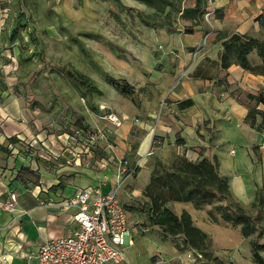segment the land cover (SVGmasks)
<instances>
[{"label": "crops", "instance_id": "crops-1", "mask_svg": "<svg viewBox=\"0 0 264 264\" xmlns=\"http://www.w3.org/2000/svg\"><path fill=\"white\" fill-rule=\"evenodd\" d=\"M214 4L218 12L215 34L208 36L203 27L198 28L193 34L176 38L179 43H174L172 49L180 52L177 58L157 60L163 67L154 72V77L160 80L165 93L160 98L145 99L139 107L117 111L122 120L115 130L121 150L116 152L117 159L126 155V169H135L131 182L134 187H120L117 192L123 205L122 195L132 203L130 209L125 207L131 227L140 223L146 229L145 220L133 206L137 205L135 197L142 195L150 183L158 162L171 165L184 158L191 163H217L219 176L228 180L231 201L248 216V211L257 206L258 196L264 198V127H259L262 118L256 117L254 127L246 121L251 108L248 96L264 94V76L236 64L223 70L219 60L223 40L257 28L264 0H215ZM168 37L163 32L162 38ZM203 40L205 48L193 52L192 58L191 51L201 48ZM185 101L192 105L179 107ZM252 108L264 112L262 103H254ZM19 113L16 107H0V256L6 255L7 264H37L34 257L41 242L65 237L75 227L76 209L64 211L65 199L88 186L101 185L104 192L114 189L123 160L117 161L115 169L110 167L104 172L70 163L61 139L52 135L46 139L41 134L35 137L17 120ZM11 138L15 143H10ZM24 140L31 146L25 154L12 156L2 148L13 144L16 152ZM12 190L20 196L14 210H7L5 202ZM172 204L177 215L184 211L190 214L194 225L213 239L218 254L237 260L247 253L253 258L241 227L212 223L209 208ZM143 233L141 228L132 230L134 240L126 248L122 264H148L147 258L155 250L146 247L149 237H143Z\"/></svg>", "mask_w": 264, "mask_h": 264}, {"label": "rangeland", "instance_id": "rangeland-1", "mask_svg": "<svg viewBox=\"0 0 264 264\" xmlns=\"http://www.w3.org/2000/svg\"><path fill=\"white\" fill-rule=\"evenodd\" d=\"M214 2L0 0V107H16L20 112L17 120L25 124L35 137L41 134L48 139L52 135L59 141L60 136L63 138V135L71 134L75 128L85 133L100 130L104 137L99 140L94 159L87 169L97 172L107 171L110 167L115 169L117 161L122 159L118 167L121 169L126 166L124 159L127 156L117 159L116 152L121 150L115 130L119 128L112 124L108 115L113 112L118 115V110L139 107L145 99L160 98L165 93L160 80L154 77V72L163 67L157 60L177 58L180 52L173 50L172 45L179 43L176 38L186 35V30L195 31L203 27L208 36L216 33L218 12ZM211 7L215 8L214 12ZM209 13L210 18L207 17ZM256 21L255 30L238 34L243 41L256 39L264 42V9ZM163 32H167L168 39L162 38ZM232 36L221 42L219 57L223 53V43ZM205 46L203 40L201 48L191 51L192 58L193 52H202ZM234 50L230 51L232 59L235 58ZM248 60L253 67L261 65L255 51L248 55ZM71 74L81 75L86 86L80 85ZM109 77L129 83L132 92L123 93L116 89L109 83ZM254 103L251 100V108ZM26 142L24 140L25 145L17 146V154H25L27 146L31 148ZM40 149L49 153L42 146ZM95 161L106 167L96 166ZM126 170V173H135L133 167ZM126 173L121 175V189L129 190L134 187L131 182L135 177ZM208 187L214 190L213 185ZM222 194L227 195L225 190ZM119 197L130 209L132 203L129 197ZM135 198L137 205L134 204L133 208L138 210L146 224L147 231L143 237H149L146 247L149 251L155 250L148 256V264H186L184 257L188 251L202 255L194 264L209 263L214 258L224 264H258L247 253L237 260L218 254L210 237L196 248H186L183 236H168L158 226L151 225L152 205L145 191ZM221 198L220 192L216 191L211 197L199 198L198 201L201 209L209 208L208 216L212 223L226 225L222 209L228 202ZM167 206L177 215L172 203ZM262 206L248 211L253 223L244 225L251 252L253 241L264 243V204ZM256 209L260 210L257 215ZM239 227L242 229L241 225ZM231 252L237 254L235 250ZM260 254L264 258V250Z\"/></svg>", "mask_w": 264, "mask_h": 264}, {"label": "built area", "instance_id": "built-area-1", "mask_svg": "<svg viewBox=\"0 0 264 264\" xmlns=\"http://www.w3.org/2000/svg\"><path fill=\"white\" fill-rule=\"evenodd\" d=\"M211 9L214 12L215 8ZM207 17L210 18L211 13ZM108 119L116 127L122 124V120L113 113L108 115ZM61 137L70 156V163L89 167L94 159L96 146L104 134L100 130L85 133L75 128L71 130V134ZM9 150L12 156L17 155L13 144L9 145ZM94 164L106 167L97 161ZM126 171V166L119 169L117 187L108 192H104L101 185L88 186L65 199L62 203L64 211L76 209L73 215L75 227L65 237L41 242L34 257L37 264H122L125 261V250L134 240L132 230L141 228V231H147L140 223L130 226L128 212L118 198L117 192L123 181L121 175ZM126 174L132 176L134 172ZM19 196L17 190L8 192L5 202L7 210H14ZM199 258H202L201 254L188 251L184 261L186 264H194ZM0 264H7L5 254L0 256Z\"/></svg>", "mask_w": 264, "mask_h": 264}, {"label": "trees", "instance_id": "trees-1", "mask_svg": "<svg viewBox=\"0 0 264 264\" xmlns=\"http://www.w3.org/2000/svg\"><path fill=\"white\" fill-rule=\"evenodd\" d=\"M185 33L193 34V30H186ZM241 35L235 34L229 40L223 43V53L220 56V65L223 70L228 69L232 64L241 66L246 71L264 76V42L256 39L243 41ZM239 45V46H238ZM235 48L232 59L230 53ZM237 48V52H236ZM231 51V52H230ZM256 52L261 61V65L257 67L251 66L248 55ZM72 75V74H71ZM73 76V75H72ZM76 81L86 86V82L81 75L73 76ZM109 83L123 93L132 92V86L127 82H119L115 78L109 77ZM255 103L264 104V94L261 92L258 96H248ZM192 105L191 101H185L179 104V107L186 108ZM262 118L259 127H264V112L250 108L246 121L251 127H254L256 117ZM10 143H15L13 138L9 139ZM5 151L11 154L8 146L3 147ZM174 178L176 180H174ZM173 181V182H171ZM177 183H175V182ZM179 183V184H178ZM208 185H213L211 190ZM226 191L227 195H223L222 191ZM220 192L221 200L228 202L222 211H225L223 220L227 223L232 222V226H242V234L247 237L245 223H253L251 217L246 215L243 210L231 201V193L229 183L226 178H222L218 174L217 163L207 160L200 163H191L184 158H178L171 165H165L158 162L152 172L150 183L145 189V196L149 198L152 212L150 222L151 225L158 226L168 236H183L184 246L186 248H196L199 243L204 244L208 240V235L198 229L191 216L184 212L181 216L175 215L168 208V204L172 202L192 203L196 209H201L198 199H204L206 196H212L213 192ZM264 198L259 195L257 198V206L263 207ZM237 209H232L233 207ZM264 250V243L259 244L252 242V256L254 262L264 264V258L260 251ZM218 258L212 259V262L205 264H224Z\"/></svg>", "mask_w": 264, "mask_h": 264}]
</instances>
